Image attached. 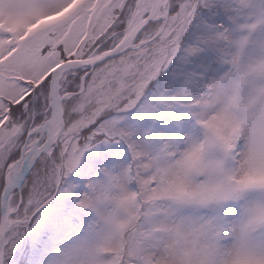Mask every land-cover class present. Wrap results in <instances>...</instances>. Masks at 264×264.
<instances>
[{"label": "snow or ice", "instance_id": "snow-or-ice-1", "mask_svg": "<svg viewBox=\"0 0 264 264\" xmlns=\"http://www.w3.org/2000/svg\"><path fill=\"white\" fill-rule=\"evenodd\" d=\"M0 264H264V0H0Z\"/></svg>", "mask_w": 264, "mask_h": 264}]
</instances>
